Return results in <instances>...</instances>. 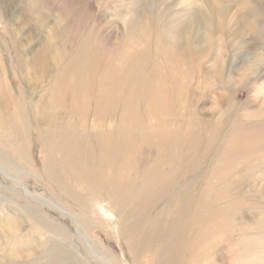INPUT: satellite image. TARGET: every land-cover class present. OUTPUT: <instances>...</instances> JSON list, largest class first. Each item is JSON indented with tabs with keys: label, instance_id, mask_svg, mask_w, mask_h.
Listing matches in <instances>:
<instances>
[{
	"label": "rangeland",
	"instance_id": "1",
	"mask_svg": "<svg viewBox=\"0 0 264 264\" xmlns=\"http://www.w3.org/2000/svg\"><path fill=\"white\" fill-rule=\"evenodd\" d=\"M212 4L230 10L244 37L214 33L204 57L183 40L187 72L165 79V100H155L152 86L167 74L158 45L187 12L205 15ZM54 27L51 55L69 40L63 60L29 73L26 58L39 55ZM0 49V78L21 101L18 113L13 106L0 116V264H264V67L239 81V69L264 51L262 1L0 0ZM80 49L95 53L101 73L115 71L112 87L97 85L85 116L73 118L89 127L97 104L100 129L125 130L130 148L117 152L130 162L112 170L96 169L106 151L94 162L67 157L36 116ZM67 74L72 85L77 77ZM249 134L260 142L240 147L238 137ZM111 173L109 185L92 189L91 179ZM116 177L130 185L118 189Z\"/></svg>",
	"mask_w": 264,
	"mask_h": 264
},
{
	"label": "bare ground",
	"instance_id": "2",
	"mask_svg": "<svg viewBox=\"0 0 264 264\" xmlns=\"http://www.w3.org/2000/svg\"><path fill=\"white\" fill-rule=\"evenodd\" d=\"M261 1L264 3V0H260V2ZM30 4L31 5L29 7V11H31L32 5H33L32 3H30ZM187 13H186L187 18L184 20L181 27L179 26L177 29H175V31L172 32V35L170 36V38H166L164 40H161V43L158 45V51L160 52V54H162L163 58L165 59L164 68L166 67L167 74L164 76V78L162 76H161V78H160V76H158L160 79L159 82H161L159 86H152L153 87L152 88V90H153L152 96H154L155 100L162 99L163 97H165L164 87L161 84H163V82H165L167 80V78H171L172 75L181 76L183 74H186V72H187L183 68H185V67L187 68L189 66V60L185 56H183V54L180 51L181 50V44H182L183 40L189 46L197 45L196 50L199 51L200 57H204L207 54L208 50L210 49V46L212 43V38H213L212 36L214 33L219 34V35L224 34L225 36L229 35V36L234 37L236 39L237 38L242 39L245 35V32L241 28H239V20L238 19L234 18L236 23H234V21H232V20L229 21L230 10L227 7L221 6L219 4H212L210 6L209 12L207 14H205V15L201 14L197 17H194V15L192 17H190L191 12L190 13L187 12ZM197 14H199V13L197 12ZM182 26H184V27L186 26L185 32H180L182 30ZM55 31H56L55 27L50 30L49 37H48V39H46L43 49L40 51V53H37L39 55H36L33 58H26L25 68L28 69L29 73H31L33 71V67L37 63H43L44 67L47 68V66H49L48 63L50 64L52 62V60L55 61L56 64H59L60 61L63 60L64 54H65L67 47H68V44H69V40L64 35L61 38V40L58 42L57 51L54 53V55L53 54L51 55V52H53L52 51L53 42H55V40H56V32ZM201 31H203V33L204 32L209 33V37L208 38L205 37L206 33L202 34ZM14 32H16V34H17L16 29ZM130 34L132 36L136 37L138 32L132 31ZM17 44L18 43L14 44V46L16 48L18 46L19 50L21 48L22 49L27 48V46H24V45L22 46L21 44H19V45H17ZM91 51L93 52V50H91ZM82 52L83 51H81V49H80V51L76 54V56L73 57L68 62L66 68L63 70L64 73H62L60 76L59 86L57 87L56 93L51 97L52 100L50 98V99H47L45 101L44 100L41 101L38 105V109L36 110L37 111L36 116H37V119H38V121L42 127L41 131L46 132L48 141L50 143L53 142L59 146H63V148L65 147L64 149H66V150H64L63 152L65 153V155L67 157H73V156L76 157V155H77V159H75V160H82L83 161L82 163L88 162V159L89 160L91 159L92 162H94L93 158L96 159L98 157V159H99L100 158L99 156H101L102 153L106 151L108 154V157L107 156H105V157H107L109 160L106 161V160H104L105 158L104 159L101 158L100 162H102V161L103 162L96 169H98L99 171H104L105 169L112 170V168L114 169V167H117V165L120 166L121 161H124V160H125V162L129 161L130 155L127 154L128 156H126V158H123V157L120 158V156L117 152L119 150L123 151L125 148H128V147L130 148V146L125 147V144H127V142H125L127 140V138L125 137L126 136L125 130L121 129V130L112 131L111 126L107 127L106 129H100L98 126V122H97L99 120V117H100V112L98 110L99 108L97 109V104H95V108L93 109L94 110V116H93L94 119H93L92 125H90L89 127L85 126V125L81 124V121H79V120H81L85 116L87 110H85L84 108L86 106H88L87 104L89 102V97L90 96L92 97V95H94L96 93L95 91L97 90V88L103 87V88L110 89V87H112L111 83L114 80L115 71H114V69H110V67H109L105 72H102L103 73V76H102L103 81L97 82L98 73L100 74V76L102 75V73L100 72L101 71L100 66H102L101 65L102 63L100 61H98V58L94 57V55H95L94 52H93L94 55H92V53L90 51H89L88 55H86V53L82 54ZM85 52H87V51H85ZM253 54H254V56L251 57L252 62H250L253 65L247 64L244 67H242L243 68L242 70L239 69V74L241 75V77L239 79L240 83L243 82L242 77H249L251 75L257 76L259 71L264 67V51H256ZM48 59H50V60H48ZM217 64L220 65V62L218 61ZM254 65H255V67H253ZM16 66H17V64H16ZM122 70H121V72H122ZM128 70H130V69H128ZM45 71H47V70H45ZM0 72H1V70H0ZM67 73L72 74L73 76L76 75V77H77V79L72 82V85L68 82L69 81L68 80L69 75ZM128 73L129 72H127L126 74H128ZM123 74H124V72H123ZM148 74H150L149 77H152V79H153V77L157 76L155 74V71L154 72L151 71ZM130 75H132V73ZM125 76H122L121 78H123ZM32 78H31V81L33 84V81L35 79H32ZM97 85H99V87ZM104 90H106V89H104ZM93 92H95V93H93ZM12 93H14V91ZM12 93L7 87L6 80L0 78V116H1V113H4V114L7 113L8 114L10 111V108L12 109L13 106L15 107L14 114L18 113L19 110L17 109V107H18V105H20L21 101L19 102L17 99L15 100V97ZM131 96H133V95H131ZM98 97L99 96H97V98ZM162 100H165V98H163ZM225 100L227 101V98L225 96L219 98V102H221V103L225 102ZM16 101H18V102H16ZM64 104H65V106L68 107L66 112L65 111L62 112V110L58 111L57 108L60 107L61 105H64ZM164 105L165 104L163 101L161 104H157V106H154V107L157 110L161 111L162 110L161 108H163ZM20 108H22V107H20ZM24 109H25V107H24ZM25 112L27 113V111H25ZM20 113H21V110H20L19 114ZM22 113H21V115H22ZM158 113H160V112H158ZM9 114L7 116H10ZM21 115L19 117H22ZM76 115H78L80 118L79 120H76L77 122L73 121L74 120L73 118ZM7 116H5V118ZM16 117H18V116H16ZM23 117H27V116H23ZM66 117H67V120L65 119ZM69 118L71 119L70 121H69ZM9 120H12V119L9 118ZM32 120L34 121V119H32ZM16 121H18V120H16ZM16 121H13V122L15 123ZM9 122H11V121H9ZM25 122H23L24 125H25ZM16 123H19V122H16ZM11 124H12V122H11ZM20 124H22V123H20ZM4 125L2 122H0V130L1 129H2V131L5 130V129H3ZM14 125L17 126V124H14ZM20 128H21V125H20ZM11 130H12V127H11ZM30 130H31V128H30ZM14 134H15V132H14ZM8 137H11V136H8ZM260 137H261L260 134L257 137H253L250 134L244 135V136L238 137L237 143H239L238 145H240V147L241 146L242 147H248L254 143L260 142V140H259ZM8 148H11V147L8 146ZM57 152H58V150H57ZM60 152L62 153V151H60ZM125 152L126 151H124V154H126ZM14 155H15V153H14ZM124 157H125V155H124ZM66 158H65V160H66ZM85 159H87V160L85 161ZM96 161H97V159H96ZM98 163H99V161H98ZM58 164H60V163H58ZM93 165H94L93 167H95L96 163L95 164L93 163ZM93 167H90V168H93ZM117 171L120 172V170H117ZM107 172H106V174H107ZM111 175H112V173L109 175V177L108 176L105 177V175L101 174L99 179H98V176L95 177V180L91 179L90 185L94 186V188H92V189H96L98 186L102 187L103 185L107 184L108 181L112 182ZM76 176H74V178ZM116 178H117L118 183H116L115 186H117L118 189L125 188L126 186L130 185V184H128L129 183L128 180L121 179V177H116ZM116 178H115V180H116ZM54 180H56V179H54ZM96 183L98 185L97 187H95ZM113 183H115V182H113ZM109 184L110 183H108V185ZM87 188H88V186H87ZM9 225H10V223L9 224L7 223V227H9ZM170 231L174 232V230H172V228H170ZM149 234H150V236L153 235V233L151 231H149ZM152 239H154V238H152ZM141 241H142V243H144L143 240H141Z\"/></svg>",
	"mask_w": 264,
	"mask_h": 264
}]
</instances>
